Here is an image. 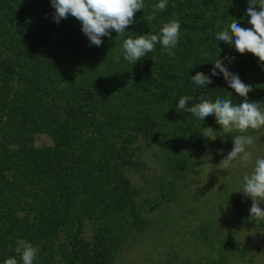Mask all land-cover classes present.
<instances>
[{"label": "trees", "instance_id": "trees-1", "mask_svg": "<svg viewBox=\"0 0 264 264\" xmlns=\"http://www.w3.org/2000/svg\"><path fill=\"white\" fill-rule=\"evenodd\" d=\"M156 3L144 0L122 36L112 30L95 46L75 17L54 20L51 0H0V264L9 257L22 264L19 239L38 250L33 264H115L151 226L150 215L180 197L210 144L233 146L240 134H225L214 116L201 121L176 110L183 96L189 106L201 97L244 100L219 70L211 76L218 59L252 85L248 101L264 108V63L216 40L234 21L252 27L249 0H167L149 20ZM170 20L180 23L174 56L157 44L134 64L123 58V39L158 34ZM197 72L212 83L196 85ZM37 133L52 143L35 145ZM148 148L159 169L143 158ZM220 198L234 225L264 232V220H251L236 194ZM205 221L199 237L219 242Z\"/></svg>", "mask_w": 264, "mask_h": 264}, {"label": "clouds", "instance_id": "clouds-1", "mask_svg": "<svg viewBox=\"0 0 264 264\" xmlns=\"http://www.w3.org/2000/svg\"><path fill=\"white\" fill-rule=\"evenodd\" d=\"M51 4L55 8L54 20L57 23L69 15L75 17L81 22L83 33L95 46H101L102 37H110L112 30L122 36L126 28L134 22V13L144 8V0H51ZM255 5H259V10ZM166 7L167 0H159V3L152 6L153 14L147 19H154L155 13L165 10ZM246 15L250 16L248 23L251 28H242L237 21H234L229 25L230 30L216 33V40L234 46L240 54L252 53L264 63V0H249ZM179 36V21L170 20L163 24L158 34L123 39V58L134 64L148 53L155 51L157 44L162 46L167 55L174 56L175 52L172 49L177 46ZM119 59L120 57L117 56L116 61L119 62ZM217 70L223 75L228 86L239 96L244 97L242 102L234 105L229 98H218L215 102H210L201 97V102L189 106L191 97L183 96L179 99L176 110L191 113L201 121L208 116H214L225 134L240 133L233 136L232 150L218 165L220 169H227L237 159L244 163L251 162V153L247 151V146L252 145L254 140L243 133L250 128L258 130L264 126V108L260 102L248 101L247 96L252 91V85L242 82L239 76L231 73L220 59L214 62L211 76L217 75ZM211 76L197 72L191 78L196 85L203 87L212 83ZM201 134L205 138L211 135L209 130H204ZM239 191L252 200L249 218L255 221L264 220V208L260 207L264 202V158L255 160L251 174L244 175L242 188ZM37 251L24 239L16 242L15 252L20 256L22 264H33ZM3 264H19V262L15 257H9Z\"/></svg>", "mask_w": 264, "mask_h": 264}, {"label": "rangeland", "instance_id": "rangeland-1", "mask_svg": "<svg viewBox=\"0 0 264 264\" xmlns=\"http://www.w3.org/2000/svg\"><path fill=\"white\" fill-rule=\"evenodd\" d=\"M249 136L254 140L247 146L251 162L237 159L227 169L218 165L233 146L212 142L201 155L198 173L182 185L180 197L150 215L151 226L125 246L115 264H264V232L234 225L233 215H226V201L221 203L220 198L236 194L244 212L250 214L252 200L239 190L255 160L264 158V133L255 130ZM34 143L42 146L52 140L45 133H37ZM142 156L152 168H160L154 148ZM131 177L140 186L141 180ZM260 207L264 208V202ZM205 218L219 232V242L214 238L209 244L199 237L198 229L207 222ZM227 242L231 244L229 250L224 247Z\"/></svg>", "mask_w": 264, "mask_h": 264}]
</instances>
